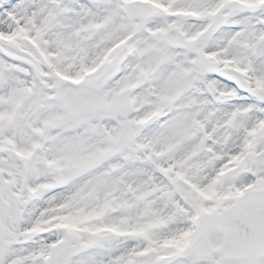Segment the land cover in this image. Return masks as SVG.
<instances>
[{"label": "snow or ice", "instance_id": "snow-or-ice-1", "mask_svg": "<svg viewBox=\"0 0 264 264\" xmlns=\"http://www.w3.org/2000/svg\"><path fill=\"white\" fill-rule=\"evenodd\" d=\"M0 264H264V0H0Z\"/></svg>", "mask_w": 264, "mask_h": 264}]
</instances>
